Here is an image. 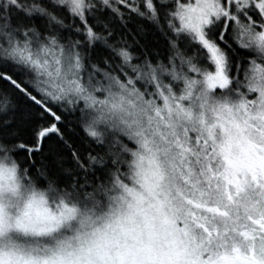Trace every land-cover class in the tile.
Returning a JSON list of instances; mask_svg holds the SVG:
<instances>
[{
    "label": "snow or ice",
    "instance_id": "obj_1",
    "mask_svg": "<svg viewBox=\"0 0 264 264\" xmlns=\"http://www.w3.org/2000/svg\"><path fill=\"white\" fill-rule=\"evenodd\" d=\"M0 264H264V0H0Z\"/></svg>",
    "mask_w": 264,
    "mask_h": 264
}]
</instances>
